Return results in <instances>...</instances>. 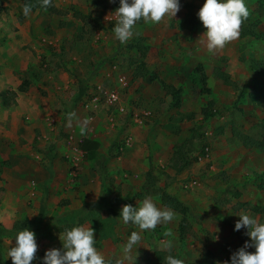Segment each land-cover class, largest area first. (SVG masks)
Listing matches in <instances>:
<instances>
[{
  "label": "rangeland",
  "instance_id": "obj_1",
  "mask_svg": "<svg viewBox=\"0 0 264 264\" xmlns=\"http://www.w3.org/2000/svg\"><path fill=\"white\" fill-rule=\"evenodd\" d=\"M54 1L67 14L48 19L37 11L22 18L20 0H0V252L6 264H12L7 250L15 246V223L30 222L27 229L38 244L32 264H42L47 250L62 248L60 235L70 216L94 230L95 247L105 260L156 264L163 254L184 264L230 261L250 242L246 228L234 230L238 216L264 223V149L244 147L231 131L236 126L263 139L264 0H245L261 36L239 30L236 40L212 53L199 42L206 29L196 14L205 0H180L177 15L158 23L138 21L126 43L114 35L118 17L110 0ZM74 11L100 18L104 29L85 27ZM199 64L208 75L210 95L201 93L194 72ZM144 70L181 88L182 107L176 108L173 97ZM119 75L128 80L123 112L108 107L98 88L118 86ZM27 79L31 85L21 92ZM82 83L86 95L73 106ZM210 100L222 113L203 124L202 109ZM197 125L203 130L191 155L200 154V141L209 150L180 171L175 150ZM31 130L35 140L28 146ZM83 137L100 143L94 155L81 151ZM164 191L191 208L185 239L181 214L172 209V221L149 230L119 218L123 206L135 207L149 196L158 208L169 209L162 202ZM44 198L47 212L40 220ZM99 202L105 208L94 210ZM133 231L140 238L123 259ZM168 241L171 249L164 247Z\"/></svg>",
  "mask_w": 264,
  "mask_h": 264
},
{
  "label": "clouds",
  "instance_id": "obj_2",
  "mask_svg": "<svg viewBox=\"0 0 264 264\" xmlns=\"http://www.w3.org/2000/svg\"><path fill=\"white\" fill-rule=\"evenodd\" d=\"M41 5L47 8L51 0H40ZM115 3L116 0H110ZM180 0H119V7L115 14L118 17L113 32L117 40L126 43L133 36L134 25L143 20L158 23L165 16L175 17L180 11ZM32 10L30 3H25L23 14L28 16ZM198 19L206 29L199 42L212 53L222 49L227 43L240 36L242 22L249 13L245 0H205L197 12ZM75 117L70 114L69 121ZM86 124L87 121H84ZM174 212L170 209H160L152 198L145 197L137 206L125 205L120 210L119 218L125 224L131 223L141 230L154 229L160 223H167L174 219ZM234 230L247 229L250 242L246 241L224 264H264V223L248 214H240ZM139 234L133 231L123 248V259H127L133 246L139 240ZM15 246L7 250V257L12 264H32L36 259L38 244L35 232L23 228L15 236ZM62 248H52L45 252L42 264H108L105 257L95 247L94 230L86 226H74L65 229L60 235ZM164 247L171 249L173 244L168 241ZM254 248V252L247 251ZM166 264H184L182 259L172 255L165 257ZM115 264H123L116 260Z\"/></svg>",
  "mask_w": 264,
  "mask_h": 264
},
{
  "label": "trees",
  "instance_id": "obj_3",
  "mask_svg": "<svg viewBox=\"0 0 264 264\" xmlns=\"http://www.w3.org/2000/svg\"><path fill=\"white\" fill-rule=\"evenodd\" d=\"M23 3V7L25 3H30L32 6V10L31 12H37V11H46L48 12L50 15H56V16H64L65 14H67V12H63L62 10H59L58 7H56L55 1L51 0L50 5L45 8L41 5L40 0H20ZM112 10L116 11V9L119 7V0H116L115 3H112ZM24 14L22 13V18H24ZM74 16L81 20V22L84 24V26L86 27H90L91 25H94V28H98V29H104V26L100 20V18H97L95 16H92L91 14L85 15L82 14L80 12H76L74 11ZM240 31L241 34L243 36H254V37H260L261 34L257 31L255 25L251 22L249 16L247 17L246 20H244L242 22V25L240 27ZM264 38V36L262 37ZM194 72L199 74L200 76V81H201V93L202 94H207L210 95L211 94V90L207 87L208 86V75L205 72V67L203 64H199L198 66H196V68L194 69ZM144 75L145 76H149V71L148 70H144ZM150 79L153 81L158 80L163 87V90L166 92L167 95H170L173 97L174 100V105L176 108H181L182 107V98H183V90L181 88H178L174 85L165 83L164 81L160 80L158 76L156 75H151L150 74ZM31 85V81L29 79L25 80L22 84V86L20 87V91L21 92H26L28 90V88ZM87 92V88L86 86L83 85L80 87L79 89V93L78 95L75 97L74 100V104L73 106H76L81 100L82 98L86 95ZM10 94H15L14 92H10ZM8 97L4 98V102L9 106L10 104H8ZM222 113V111H220L219 109H217L216 103L214 102V100H210L207 105L205 107H203L202 109V115H203V124L208 123L210 120H212L213 118H215L216 116L220 115ZM190 120H193L195 117L194 113H190L187 116ZM201 126H204V125ZM201 126H196L193 129L192 132V137L186 139L183 143L179 144L175 150V156H177V158L180 160L181 165H180V171H183L186 167H188L192 161H198L200 158V155L205 156L207 154V151L209 150V145L208 143H203L204 141H200V145H201V151L200 154H196V155H191L192 153H196V149H195V138H200V131L203 130V127ZM233 132V137L235 138V140L239 141L244 147L246 148H263L264 149V135H263V139L261 140H256L253 137L243 133L242 131H240L238 129V127L236 126H232V130ZM223 132V131H222ZM100 148V143L98 141L89 139L87 137H83L80 141V149L81 151L87 155V156H92L94 155V153L96 151H98ZM147 177L151 178L152 174L151 171H149L147 173ZM147 187L149 186L148 184L146 185ZM150 186H152L150 184ZM47 191V189L45 190ZM238 191L235 190V194ZM239 196V194H238ZM162 202L163 205L166 208L172 209L173 211H175L176 213L181 214V222H180V234L181 236H183V239H185V236L188 232V227H190L191 225L188 223V215L192 212L191 208L189 206H187L186 204H184L182 201H180V199L178 197L172 196L169 193H167L166 191H164L162 193ZM95 208V209H94ZM92 209L96 210V209H102L105 208L104 205L102 204V202H99V204H97L96 207H94ZM89 207H85V210H92ZM46 199L44 198L41 202L40 205V220H43L46 216ZM76 216H70L67 217L64 221L63 227L62 229H71L74 226H78V224H76ZM28 225H30L29 221H18L17 223H15L14 225V230L20 231L23 230V228H27ZM159 262H157L156 264H166L165 262V255L163 254H159ZM175 258H177L176 256H174ZM205 258V257H204ZM203 258V260H204ZM108 262V264H115V262L111 259L106 260ZM0 264H6V262L4 261L3 255L0 252Z\"/></svg>",
  "mask_w": 264,
  "mask_h": 264
},
{
  "label": "built area",
  "instance_id": "obj_4",
  "mask_svg": "<svg viewBox=\"0 0 264 264\" xmlns=\"http://www.w3.org/2000/svg\"><path fill=\"white\" fill-rule=\"evenodd\" d=\"M118 86L113 88H102L98 86L99 90L103 93L105 98V103L108 107H118L121 112L125 111L121 103L122 91L128 87V80L125 75H119L116 80ZM98 98H93V101L96 103ZM119 105V106H118ZM150 113V112H149ZM151 114V113H150Z\"/></svg>",
  "mask_w": 264,
  "mask_h": 264
},
{
  "label": "crops",
  "instance_id": "obj_5",
  "mask_svg": "<svg viewBox=\"0 0 264 264\" xmlns=\"http://www.w3.org/2000/svg\"><path fill=\"white\" fill-rule=\"evenodd\" d=\"M22 6H23V4H22ZM31 14V13H30ZM43 14H44V16L46 17V18H48V19H51V16L49 15V13H45V11H43ZM55 16V15H54ZM54 122V121H53ZM54 129V128H53ZM32 131V130H31ZM26 140H27V142H28V146H31V145H33V143H34V140H35V135H33V131L32 132H28V135H27V138H25ZM30 149H31V147H29ZM35 163L37 164V165H39V162H37L36 160H35ZM40 174L42 175V177H44L45 175V171H40ZM39 175V174H38Z\"/></svg>",
  "mask_w": 264,
  "mask_h": 264
}]
</instances>
